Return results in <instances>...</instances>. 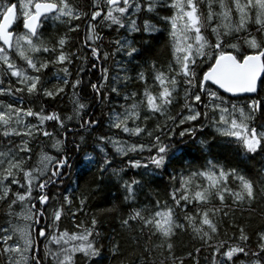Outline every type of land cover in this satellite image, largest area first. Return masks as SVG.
<instances>
[{
  "label": "snow or ice",
  "instance_id": "obj_1",
  "mask_svg": "<svg viewBox=\"0 0 264 264\" xmlns=\"http://www.w3.org/2000/svg\"><path fill=\"white\" fill-rule=\"evenodd\" d=\"M203 3L207 6L206 14L200 10ZM214 4L218 5L219 11L214 10ZM158 7L172 9V14L160 16ZM90 9L85 12L70 0H17L15 3L0 0V96L25 93L29 97L54 99L65 91L70 75L66 65L72 63L71 55L75 53L64 51L67 34L59 36L54 44L45 39L40 29L46 21H61L69 25V31L76 32L80 26L71 22L86 17L84 47L91 48V55L96 60H108L112 54L107 51L102 54L97 44L103 39L96 31L100 24L108 28L115 26L117 31L125 29L129 35H151L161 32L150 22L149 14H155L168 25L166 40L171 48V60L166 66L157 67L155 62L148 64L151 84L147 72L141 70L137 73L136 80L143 85L142 93L126 90L132 79L127 70L123 76L119 73L114 76V83L108 89L109 94L120 96L123 93L126 102L121 105L123 112L113 111L109 127L140 137L147 143L129 144L101 135L96 139L103 155L96 159L87 154L77 163L75 153L80 151V144L73 143L69 149L65 143L66 131L64 139L54 138L52 141L56 155L41 150L36 163L25 167L32 160L31 140L39 134L54 137L43 127L45 122L56 121L64 129L65 121L56 112L45 114L43 107L40 111H34L31 106L25 108L23 97L16 98V106L11 102H0V205L4 206L7 217V226L0 227L3 264H44L48 257H51L50 264H92L93 259L100 256V248L94 239L100 235L95 216L91 218L90 227L81 222L75 224V231L61 230L64 204L71 206L72 200L64 196L63 203L53 207L50 200H55L56 195L48 189L63 184L66 176L74 170V164L76 170L85 175L95 166L99 173L110 171L119 177L124 169L117 170L112 165V157L105 151L108 144L119 156L147 153L138 159H129L128 166L144 169L146 175H167L170 178L168 199H155L139 208L133 205L122 220L123 226L131 228L130 221H136L141 225L142 234L148 229L150 236L160 237L155 249L161 250L162 259H153L154 249L144 245L138 260L131 261V264H169V261L170 264H184L185 258L176 256L173 251L172 237L178 229L185 230L186 227L211 249L210 264H264V229L256 233L254 248L248 244L249 235L245 228L239 225H232L239 232L238 238L232 239H238L239 243L219 239V225L223 217L229 215L224 209L231 207L225 204V194L231 198L232 205L256 211L253 205L257 197L264 200V175L248 176L236 167L212 160L186 172L175 168L178 161L181 169L185 160L195 163L196 158L181 145L196 140L197 133L203 132L208 126L209 112L214 114L210 123L219 136L230 138L229 142L239 145L246 154L264 153V0H91ZM142 13V23L138 24L137 18H141ZM234 13L238 17L235 21ZM250 23L256 25L255 31L259 35L249 30ZM209 29L214 40L202 31ZM241 32L243 36L237 35ZM112 43L116 45V52H123L129 58V63L136 61L139 49L131 39L117 38ZM47 53L53 54L51 58L39 55ZM13 55L19 57L24 66L18 65ZM50 64L64 66L58 69L63 76L57 74V83L48 88L41 83L39 73L48 69ZM29 70L36 75L29 74ZM5 76L9 79L5 80ZM12 77L16 78L18 86L13 87ZM108 79V68L105 67L101 69L102 82L89 85L94 98H100L101 104L107 99L104 89ZM81 83L76 79L72 84L73 114L81 128L92 130L101 125V121L90 114L88 104L82 102L76 92ZM119 84H124L125 88L121 89ZM181 99L183 103L174 115L172 107ZM257 116L260 117L258 124L255 123ZM29 117L37 122H28ZM67 119L72 120L73 116ZM149 120L156 121L151 128L148 127ZM18 137L21 139L17 140ZM80 139L83 142L84 137ZM101 142H104L103 146ZM198 143L207 149L205 140ZM229 178L235 188L230 185ZM122 184L124 201H135L137 186L143 187L141 181L133 178L122 180ZM214 198L219 200L218 206L213 203ZM79 203L82 212L86 198L81 197ZM17 204L21 205L20 211H15ZM190 204L197 206L195 215L187 211ZM200 205L207 207L201 208ZM176 209L184 213L186 224L180 222ZM261 215L264 216V211ZM72 216H77V212ZM13 218L24 223H13ZM42 243L43 249L40 247ZM119 249L120 245L116 243L110 251L117 255ZM200 251L196 248L197 256ZM188 255L192 256V253ZM195 264H200L198 259Z\"/></svg>",
  "mask_w": 264,
  "mask_h": 264
},
{
  "label": "trees",
  "instance_id": "obj_2",
  "mask_svg": "<svg viewBox=\"0 0 264 264\" xmlns=\"http://www.w3.org/2000/svg\"><path fill=\"white\" fill-rule=\"evenodd\" d=\"M13 3L17 0H12ZM81 10L88 12L90 11L91 0H70ZM214 10L219 11L217 4L213 5ZM200 10L203 13H207L206 3L200 5ZM172 9L158 7L157 12L160 16L172 14ZM143 13L141 18H137V23H142ZM150 22L155 24L157 28L161 29V32L152 33H126L125 29H119L117 31L115 26L108 28L103 24L97 28V31L102 40H100L99 50L103 54L105 51L109 52L110 55L108 60H96L91 55V48L84 47L85 35H86V23L87 18L82 17L81 20H73L72 25H79V30L76 32L69 31V25L62 23L61 21L49 20L46 21L43 27L40 29L43 32L45 39H48L50 43H55L59 36L67 34L68 41L64 46V51L71 55V64L66 66L69 69L70 75L68 76V85L65 87V91L54 99L49 97L40 96L39 98L33 96L29 97L25 93H19L17 96L4 95L1 97L12 99L15 104L17 97H23L24 107L31 106L34 111H40L43 107L45 114L56 112L65 123L69 126L61 129L56 121H47L43 127L54 134V137H45L39 134L33 138L29 144L32 148V160L28 162L25 167L34 165L37 161L38 154L43 148H48V151L55 152V149L51 146L53 139H64V133L67 131L66 145L69 149L72 148L73 143L80 144V151L75 153L76 162L78 163L85 155L91 154L94 158L99 159L103 153H100L97 147V137L103 135L105 137L111 136L113 139L127 141L129 144L135 142L147 143V140H141L140 137L129 136L128 134L122 133L115 128L109 127V118L113 111L123 112L121 105L126 102L123 99V93L117 96L115 93L109 94L108 89L114 83L113 77L118 73L123 76L125 70L127 74L132 78L128 81L127 91H137L142 93L143 85L136 80L137 73L141 70L148 73L149 83H152L151 73L148 71V64L155 62L157 67L161 65H167L171 60V48L167 45V30L168 25L161 21L159 16L155 14H149ZM234 21L238 19L236 14H233ZM100 22V21H99ZM216 20H213V26H215ZM248 28L255 35L256 25L249 24ZM100 30V31H99ZM21 31H24L21 29ZM204 34L211 40H214V36L210 34L209 30H202ZM108 32V33H107ZM243 36L241 32L237 34ZM127 37L131 39L135 46L139 49L136 61L129 63V58L123 54V52H116V45L112 43L115 39H124ZM243 44L242 41H240ZM90 43V42H89ZM46 58H51L52 53L39 54ZM87 57V60L84 59ZM13 59L16 60L17 64L24 66V62L19 57L13 55ZM95 64V67H93ZM64 65H49L48 69L39 73L42 80L41 83L45 84L46 87L51 88L57 83L56 76L59 74L63 76L62 72L58 73V69ZM108 68V84L105 85L104 96L107 97L104 103H100V98H94L93 91L90 84L102 82L101 69ZM29 74L36 75L29 70ZM8 80L7 76L4 77ZM76 79L82 81L81 85L76 89L79 93L82 102H85L89 106L90 114L101 121V125H97L92 130H86L80 127L78 120L73 114V89L72 84ZM18 85L14 84L13 87ZM118 87L121 89L125 88L124 84H119ZM155 92L156 89H153ZM182 96V93H181ZM139 99V95L137 97ZM183 103L182 99L179 100L172 107V113L175 115L179 111V106ZM145 113L142 111V116ZM214 114L209 112L208 126L203 129V132H198L196 140H189L187 144L181 145L185 148L191 157H195L196 161L193 164L191 160H185L183 162L184 167L181 169L180 162L178 161L175 165L177 170L187 171L190 168H198L201 165H206L209 160L213 162L219 161V163L225 166L236 167L242 173L248 176L259 177L264 175V153L258 151L255 154H246L239 145L230 143V138L219 136L210 121ZM67 116H73L72 120H65ZM162 119V118H161ZM203 119V118H202ZM28 121L36 123L37 121L33 117H29ZM155 120H149L148 127L151 128L155 124ZM260 122V117L257 116L255 123ZM199 125V121L196 122ZM131 126V122H129ZM178 130V129H177ZM81 136L84 137L81 142ZM20 140L21 138H16ZM185 140H188L185 137ZM205 140L207 143V149L203 148L198 141ZM104 142H101L103 146ZM2 147V145H0ZM106 152L112 157V165L119 170L123 168L124 171L119 173V177L114 175L112 172L107 171L106 173H99L96 171L95 166L86 175L82 174L79 170H76V165H73V171L70 175L66 176L65 181L59 187L53 186L48 189L50 193L56 195L55 200H50V204L53 207H58L63 203V197L68 196L72 200L71 206L64 204V215L60 221L61 230L67 229L69 232L75 231V224L81 222L85 226H91L90 221L93 216L97 220V230L100 232L98 237H94L97 241V247L100 248V256L93 259L92 264H131V261L138 260L139 256L143 251L144 245L154 249L153 259H162L160 249H155V245L160 242L159 236H150L149 230L144 229L143 234L141 233V225L136 221H130L131 228L122 225V220L127 217L129 212L132 210V206L139 208L144 205L151 204L155 199L161 201L168 199L166 193L170 191V178L167 175L157 177L153 175H146L144 169H133L128 166L129 159H138L141 155L146 156L147 153H129L127 156H119L115 153L111 144H108L105 149ZM125 163V164H124ZM170 171L172 169H169ZM138 179L141 181L143 187L137 186V197L133 202H125V190L122 184V180ZM230 185L235 188L236 185L232 183L229 178ZM100 185V186H99ZM15 187V186H14ZM99 187V188H98ZM65 189L68 191L66 192ZM35 195V192L33 193ZM81 197L86 198L84 204V211H79ZM171 203V201H169ZM215 205H219L220 202L217 199H213ZM225 204L231 205L229 208L224 210L229 213L228 216L223 217L221 224L219 225L220 236L219 239L228 240L229 243H239L238 239H232L233 237L239 236L238 228L232 225H239L245 228V231L249 235L248 244L254 248L257 241L256 233L264 229V216L261 212L264 211V200L257 197V202L253 205L256 211L247 210L246 206L237 207L232 205L231 198L225 194ZM17 206V205H16ZM15 206V208H16ZM40 207V205H38ZM46 207V206H45ZM195 204L188 205L187 211L195 215ZM201 208L207 207V205H200ZM131 208V209H130ZM113 209V211H108ZM2 211V212H1ZM77 212V216L73 217L72 213ZM81 214V215H80ZM176 214L180 222L185 223L183 220L184 213L180 209H176ZM223 216V213L219 214ZM50 216V213H49ZM7 217L5 215V208L0 205V227H3L6 223ZM225 231L227 234H225ZM46 242V241H45ZM138 242V243H137ZM120 245L119 254L113 255L110 249L114 244ZM172 243L174 245L173 251L176 256L184 257V264H195L198 259L200 264H210L211 257L209 253L211 249L207 248L198 238H195V233L192 232L191 228H185V230H177L175 236L172 237ZM43 243L40 245L43 249ZM55 248V245H52ZM196 248H200L201 251L197 256L195 253ZM192 256H189V253ZM135 253V254H133ZM145 256L147 254H144ZM164 255H167L165 252ZM247 259V258H245ZM5 257H0V264H3ZM51 257H48L44 264H50ZM170 264V261H169Z\"/></svg>",
  "mask_w": 264,
  "mask_h": 264
},
{
  "label": "rangeland",
  "instance_id": "obj_3",
  "mask_svg": "<svg viewBox=\"0 0 264 264\" xmlns=\"http://www.w3.org/2000/svg\"><path fill=\"white\" fill-rule=\"evenodd\" d=\"M97 23H99V18H98V20H97ZM96 31H97V29H96ZM98 32V31H97ZM90 42V41H89ZM91 43V42H90ZM100 43V41H97V44H99ZM8 79H9V77H7ZM14 80L16 81V78L15 77H12L11 78V81H12V83L14 84ZM0 102H3V103H5V104H7V103H13V100L12 99H8V98H4V97H1L0 96ZM14 104V103H13ZM14 106H16L15 104H14ZM61 117V116H60ZM68 117V116H67ZM67 117L66 118H64L65 120H68L67 119ZM62 119V118H61ZM28 122H30V121H28ZM30 123H32V122H30ZM67 127H69L66 123H65V128H67ZM56 138V137H55ZM49 148V147H48ZM48 148H43V151L44 152H47L48 154H50V155H56L57 153H55V152H52V151H48L47 149ZM56 151V150H55ZM38 206V205H37ZM21 210V205L20 204H17V206H16V208H15V211H20ZM17 222H19V223H21V224H23L24 223V221H22V220H20V221H17V219L16 218H13V223H17ZM5 226H7L6 224L3 226V227H5ZM9 243H11V241L9 242Z\"/></svg>",
  "mask_w": 264,
  "mask_h": 264
},
{
  "label": "bare ground",
  "instance_id": "obj_4",
  "mask_svg": "<svg viewBox=\"0 0 264 264\" xmlns=\"http://www.w3.org/2000/svg\"><path fill=\"white\" fill-rule=\"evenodd\" d=\"M41 31V30H40ZM100 31V30H99ZM108 33V32H107ZM100 41V40H99ZM125 164V163H124ZM100 186V185H99ZM99 188V187H98ZM131 209V208H130ZM2 212V211H1ZM81 215V214H80Z\"/></svg>",
  "mask_w": 264,
  "mask_h": 264
},
{
  "label": "water",
  "instance_id": "obj_5",
  "mask_svg": "<svg viewBox=\"0 0 264 264\" xmlns=\"http://www.w3.org/2000/svg\"><path fill=\"white\" fill-rule=\"evenodd\" d=\"M225 95H228V94H225Z\"/></svg>",
  "mask_w": 264,
  "mask_h": 264
}]
</instances>
